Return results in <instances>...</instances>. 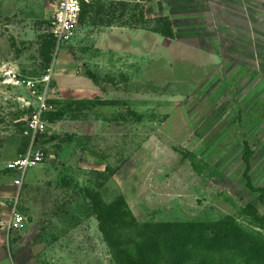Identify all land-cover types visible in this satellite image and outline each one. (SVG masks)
I'll use <instances>...</instances> for the list:
<instances>
[{"label": "rangeland", "instance_id": "374dc122", "mask_svg": "<svg viewBox=\"0 0 264 264\" xmlns=\"http://www.w3.org/2000/svg\"><path fill=\"white\" fill-rule=\"evenodd\" d=\"M56 1L0 0V192L16 178L7 167L28 148L36 106L12 73L51 69L59 111L37 143L43 163L18 196H0V220L15 203L25 218L0 231V264H116L97 219L123 204L140 229L192 226L216 264L218 251L222 264H264V205L242 159L247 142L251 183L264 189V13L252 36L207 20L201 34L189 29L203 19L173 15L179 31L163 38L165 22L134 2L86 0L77 37L49 56ZM227 218L242 234L220 236Z\"/></svg>", "mask_w": 264, "mask_h": 264}, {"label": "trees", "instance_id": "16d2710c", "mask_svg": "<svg viewBox=\"0 0 264 264\" xmlns=\"http://www.w3.org/2000/svg\"><path fill=\"white\" fill-rule=\"evenodd\" d=\"M87 9H89L88 5L83 2L81 22L85 18ZM156 30L168 38L173 36L168 21H165V30L162 28ZM54 48L55 43L50 36V42L46 46V54L50 56ZM47 60L49 61L50 57ZM50 102L53 105L55 103ZM58 112H47L44 114V119L50 122L51 117ZM252 156L253 151L250 145L244 142L242 159L245 164L243 177L246 187L252 192L260 193L259 201L264 205V189L254 188L251 183L250 160ZM97 220L104 242L110 249L116 264H204L205 262L216 264L211 257L209 246H202L198 242L197 238L200 236H194V233L198 232L192 230V226L188 224H145L140 229L126 204L115 210L108 207L102 209ZM215 227L220 229V236L242 234L229 218L217 222ZM244 236L248 240L249 236L246 234ZM218 252L217 263H226L225 251Z\"/></svg>", "mask_w": 264, "mask_h": 264}, {"label": "built area", "instance_id": "2783aa9c", "mask_svg": "<svg viewBox=\"0 0 264 264\" xmlns=\"http://www.w3.org/2000/svg\"><path fill=\"white\" fill-rule=\"evenodd\" d=\"M85 1L86 0L56 1L48 29L57 50H60L62 46L69 45L77 37L81 26L83 2ZM51 71V69L48 70V72L39 79H18L15 73H12L13 84L23 86L28 91L30 97L36 102L33 113L30 119H28L29 125L27 127V132L30 135L29 147L23 155L11 161L7 167L10 171L18 173V178L14 180V185L18 189V195L23 186L27 171L37 168L44 160V153L37 148V143L41 132L45 129V125L48 122L44 119V114L54 111L53 105L48 103V88L52 76ZM24 224L25 218L17 210V203H15L9 217L0 220V230L16 232L20 230Z\"/></svg>", "mask_w": 264, "mask_h": 264}, {"label": "crops", "instance_id": "0c3cea01", "mask_svg": "<svg viewBox=\"0 0 264 264\" xmlns=\"http://www.w3.org/2000/svg\"><path fill=\"white\" fill-rule=\"evenodd\" d=\"M127 2L131 4L134 2L136 6L142 7L147 19L158 17L163 22L168 21V19L171 22L175 16L188 18V15H190L191 18H195V15H197L199 19L203 20L200 24L193 23V26H191L192 28L189 30L201 34H203V21L206 20L208 23H213L210 26L211 29H215L218 25L222 24L228 28L241 29L242 32H246L251 36L252 26L256 30L262 28L261 19H263L262 13H264V0H128ZM237 23H239V25H237ZM163 26L165 27V25ZM176 27V24L172 25V32L179 31ZM111 28L113 29L115 26ZM145 29L148 30L145 27L139 28L137 33L142 34V36H147L145 34H150V31H146ZM123 30L128 32L126 41H129V37L134 36L133 30L130 28H123ZM257 34L260 35L259 33ZM159 35L163 38L165 37L162 33ZM11 172L16 174L15 179H17L18 174L13 171ZM1 190L3 191L0 192V196L10 199L14 198L18 193L14 181L6 185L5 188H1ZM2 217L3 214L0 213V218Z\"/></svg>", "mask_w": 264, "mask_h": 264}]
</instances>
